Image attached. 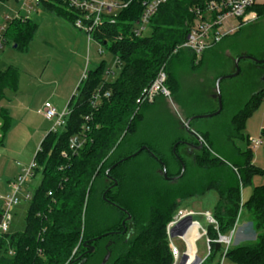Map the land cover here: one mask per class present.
Instances as JSON below:
<instances>
[{
  "label": "trees",
  "instance_id": "trees-1",
  "mask_svg": "<svg viewBox=\"0 0 264 264\" xmlns=\"http://www.w3.org/2000/svg\"><path fill=\"white\" fill-rule=\"evenodd\" d=\"M207 1L211 0H169L149 20L146 30L150 34L136 36L142 8L134 0L127 9L105 17L89 39L74 25L82 20L80 13L62 0H36L43 11L114 55L121 71L111 83L104 80L103 62L86 71L66 105L64 125L42 139L30 176H41L40 184L26 201L23 231L0 233V264H100L107 253L106 264H173L166 227L184 201L209 191L217 196L211 216L218 230L208 225L207 237L215 240L217 234L227 235L245 211L251 217L255 242L231 246L224 258L233 264H264V186L253 188L246 201L240 195L253 177L264 174L253 164L251 141L244 134L246 121L264 105V88L252 93L217 131L194 130L206 146L194 152L190 161L180 149L183 142L196 140L185 135L184 126L168 109L157 105V100L165 98L136 104L160 71L166 76L170 96H177L179 70L194 73L203 54L224 40L231 39L230 49L238 48L244 27L205 51L199 60L192 51L178 49L189 34L193 7ZM246 12H255L256 21L263 25L250 30L242 42L264 48V4ZM36 31L34 21L16 17L5 28L1 44L27 52ZM19 77L12 66L0 71V103L7 91L17 92ZM192 117L184 116V121ZM198 120L191 121L190 130ZM11 123L0 106V146ZM259 136L264 154V127ZM72 139L78 141L75 149H70ZM142 147L146 150L138 152ZM182 165L184 172L179 177ZM163 167L169 180L163 178ZM7 195L0 197L2 204ZM2 212L1 206L0 217ZM128 215L130 220H126ZM217 256L221 257V248L215 250L213 244L204 264H213Z\"/></svg>",
  "mask_w": 264,
  "mask_h": 264
},
{
  "label": "rangeland",
  "instance_id": "rangeland-1",
  "mask_svg": "<svg viewBox=\"0 0 264 264\" xmlns=\"http://www.w3.org/2000/svg\"><path fill=\"white\" fill-rule=\"evenodd\" d=\"M27 6L31 7L29 13L23 7V0L0 2V71L12 66L20 73L17 92L7 91L0 103L12 122L0 146V197L9 194V183L27 170L42 139L54 126V121L45 120L37 114L38 108L44 103H49L59 112L64 110L75 94L83 74L102 62L105 65L104 80L106 83L114 82L121 71L119 66L116 67L115 56L92 40H88L84 33L43 11L41 7L36 6L35 2L28 3ZM251 13L256 15L255 12ZM16 17L29 18L37 24V31L27 52L16 50L10 43L1 44V36L5 28ZM231 25L236 26V21L232 20ZM262 25L258 21L245 25L247 27L244 26L238 36V48L230 49L228 43L231 39H228L215 49L205 52L200 68L194 73L186 68L179 70L177 78H179L180 93L175 95L176 97L169 95V98L165 100H157V105L162 104L163 108L168 109L173 119L180 121L181 126L185 124L184 116L209 115L208 113L218 106L215 99V80L232 75L235 72L234 62L241 56L253 55L257 59L264 56L263 47L254 49L251 44L242 42L245 36L250 34V30L259 29ZM149 34L147 29L143 36ZM99 50L102 51L101 55L98 53ZM238 69L239 74L236 77L224 78L219 84L221 107L223 108L221 115L198 120L191 127L193 132L210 129L212 133L217 131L221 125L228 123L230 116L243 106L252 93L264 88L262 81L264 64L241 60L238 63ZM263 127L264 105L262 104L246 121L244 134L250 141L260 140L259 133ZM185 152V149H180L181 155L190 161L191 156H187ZM253 164L264 170L262 146L253 150ZM40 181L41 176L39 175L33 179L29 178L22 187L23 192L31 196ZM259 186H264V174L253 177L250 185L241 189V200L246 201L253 188ZM216 203V194L209 191L202 196L184 201L181 211H193L195 216L192 220L200 224L204 230L208 225L202 215L211 214ZM1 206L0 201V208ZM27 208L28 203L21 198L19 204L10 212L8 233L23 231ZM197 230L196 225H191L183 239L187 243L188 253L190 251L194 253L196 248L197 257L204 259L205 241L203 237L195 241L198 236ZM255 239L256 233L251 227V217L245 211L239 213L235 235L232 238V247L253 244ZM173 243L181 254L185 252L186 247L181 239H173ZM221 262L222 264H233L228 259L219 256L214 259L213 264Z\"/></svg>",
  "mask_w": 264,
  "mask_h": 264
},
{
  "label": "built area",
  "instance_id": "built-area-1",
  "mask_svg": "<svg viewBox=\"0 0 264 264\" xmlns=\"http://www.w3.org/2000/svg\"><path fill=\"white\" fill-rule=\"evenodd\" d=\"M20 1V0H17ZM71 9L80 13L82 20H77L75 22V27L88 34L97 27L105 17L112 16L114 13L125 10L129 7L134 0H62ZM137 1L141 8V15L137 22V27L134 30L136 36L143 35L148 27L149 20L156 13L160 6L167 3L169 0H135ZM36 2V0H23V7L26 8V12L29 13L31 7H28V3ZM264 4V0H211L205 2L202 6H194L192 13L194 14L193 25H191L189 34L186 37V41L178 49H187L192 51L197 58L207 51L219 44L224 38L235 33L239 28L244 27L247 24L256 21L257 16L251 12L246 11L254 6ZM236 21V26L231 25V21ZM90 39V38H89ZM98 53L101 55L102 51L99 50ZM166 76L163 72H159L153 83L143 91L141 97L136 101L137 105H142L144 103H152L157 96L163 98H169V92L165 87ZM107 97V94H104ZM68 114V109L65 108L61 112L57 111L54 106L49 103H44L38 111V115L45 119L54 121V126L52 131L62 127L64 125V119ZM75 139L70 141V149H75L77 145L74 143ZM262 139L251 141L250 145L252 149H257L262 146ZM35 162L32 161L27 170L23 171L17 176V178L10 183V193L4 197L2 209L3 212L0 217V233H6L8 231L9 222L11 220L10 211L13 207L19 204L20 199L23 198L24 201L30 199V195L27 192H23L22 187L26 181L30 178L32 170L35 168ZM180 215L175 217L168 226L166 227V234L169 241L171 256L173 258V264H178L180 258L183 254L189 257L188 246L184 241L183 236H185L191 225H196L199 237H203L205 241V251L206 255L204 259L197 257L196 248L193 253V257L196 260L194 264H204L205 260L211 254V245L219 244L221 248V257L224 258L229 248L232 246V238L235 235V227L227 234L221 235L217 234L215 240H210L207 237L206 231L203 230L197 222L192 220L191 225L184 232L183 236L178 238L181 239L186 247L183 254L180 253L179 249L173 243V239L170 238V230L175 227L180 222L184 221L187 217L193 218L195 213L191 211H180ZM204 216L207 225H210L214 230H218L217 222L213 219L211 214L205 213ZM222 264V262L220 263Z\"/></svg>",
  "mask_w": 264,
  "mask_h": 264
},
{
  "label": "water",
  "instance_id": "water-1",
  "mask_svg": "<svg viewBox=\"0 0 264 264\" xmlns=\"http://www.w3.org/2000/svg\"><path fill=\"white\" fill-rule=\"evenodd\" d=\"M241 60H251V61H253L254 63H257V64H258V63L264 64V59H263V60H257V59H255V58H253V57H251V56H241V57L237 58V59L235 60V62H234V65H235V73H233V74L230 75V76L224 77L225 79H227V78H234V77H236V76L239 74L238 63H239ZM224 78H219V79L216 81V83H215V99H216V101H217V103H218V109H217V111L214 112V113H211V114H209V115H205V116H195V117H192V118L188 119V120L185 122V124H184L185 132H186L189 136L193 137V138L196 140L197 144H198V146L196 147V150H201L202 147H204L205 145H204V143L202 142V140L200 139V137L198 136V134L195 133V132H193L192 130H190V123H191V121L194 120V119H202V118H212V117H215V116H217V115L221 112L222 107H221V96H220V91H219V84H220V82H221ZM262 81H263V83H264V78H263ZM74 143H75V145L78 144L77 139L74 140ZM183 144H184L185 146H187L188 148L190 147V145L187 144V143H185V142H183ZM174 149H175V146H174ZM143 150H146V148H145V147H142L138 152L143 151ZM133 156H135V154H134ZM112 168H114V166H113ZM112 168H111V169H112ZM183 172H184V166L182 165V166H181V174L179 175V177L182 176ZM162 175H163V178H164V179L169 180V179L167 178V176H166V171H165L164 167L162 168ZM171 180L176 181L177 178H173V179H171ZM115 185H116V183L114 182V183H113V186H115ZM179 215H180V213H178L177 216H179ZM126 220H130V216H129V215L126 217ZM123 223H124V222H123ZM123 223H122V224H123ZM191 223H192V218H191V217H187L184 221L180 222L179 224H177L175 227H173V228L170 230L169 237L172 238V239H173V238H180V237H182L183 234H184V232H185V231L187 230V228L191 225ZM124 231H125V230H124ZM83 246H84V247H87L86 244H84ZM214 248H215V250H218V249L220 248V245H219V244H215V245H214ZM92 251H93V247H90L89 253H91ZM109 258H110V253H107V254L105 255V257L103 258V260L101 261L100 264H106V263L108 262ZM186 259H187L186 255L183 254V255L181 256L180 261L178 262V264H185Z\"/></svg>",
  "mask_w": 264,
  "mask_h": 264
},
{
  "label": "flooded vegetation",
  "instance_id": "flooded-vegetation-1",
  "mask_svg": "<svg viewBox=\"0 0 264 264\" xmlns=\"http://www.w3.org/2000/svg\"><path fill=\"white\" fill-rule=\"evenodd\" d=\"M185 143L190 145L189 148L187 146H185V145L182 147L183 149H185V151H186L185 154L187 156H192L194 152L200 151V150H196V147L198 146L196 141H191V142L187 141ZM125 231H127V229ZM125 231H123V232H125ZM107 245H108V243H107ZM107 245H105V246H107Z\"/></svg>",
  "mask_w": 264,
  "mask_h": 264
},
{
  "label": "bare ground",
  "instance_id": "bare-ground-1",
  "mask_svg": "<svg viewBox=\"0 0 264 264\" xmlns=\"http://www.w3.org/2000/svg\"><path fill=\"white\" fill-rule=\"evenodd\" d=\"M188 254H189V257L186 259L185 264H194L196 260L193 257V252L190 251Z\"/></svg>",
  "mask_w": 264,
  "mask_h": 264
},
{
  "label": "crops",
  "instance_id": "crops-1",
  "mask_svg": "<svg viewBox=\"0 0 264 264\" xmlns=\"http://www.w3.org/2000/svg\"><path fill=\"white\" fill-rule=\"evenodd\" d=\"M41 108V107H40ZM40 108H38V110H37V114H38V111H39V109ZM10 184V183H9ZM189 211H191V210H189ZM191 212H193V211H191ZM194 213V212H193ZM205 230V229H204ZM198 232V231H197ZM200 236V233L198 232V236H197V238L195 239V241H197L199 238H201V237H199Z\"/></svg>",
  "mask_w": 264,
  "mask_h": 264
}]
</instances>
